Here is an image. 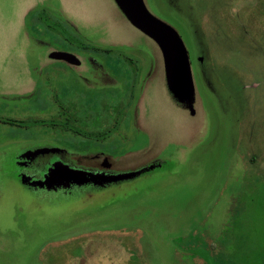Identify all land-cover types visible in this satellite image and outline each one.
<instances>
[{"label":"rangeland","instance_id":"1","mask_svg":"<svg viewBox=\"0 0 264 264\" xmlns=\"http://www.w3.org/2000/svg\"><path fill=\"white\" fill-rule=\"evenodd\" d=\"M144 3L186 47L199 97L194 115L173 105L157 48L112 0H0V264H264V0ZM57 12L77 31L52 32ZM91 44L116 46L113 56L88 53L118 96L140 87L135 126L118 135L116 151L125 153L65 162L39 149L52 146L53 134L33 124L39 89L28 95L44 83L45 47ZM39 151L46 163L38 172L64 163L132 174L29 188L15 156Z\"/></svg>","mask_w":264,"mask_h":264},{"label":"flooded vegetation","instance_id":"2","mask_svg":"<svg viewBox=\"0 0 264 264\" xmlns=\"http://www.w3.org/2000/svg\"><path fill=\"white\" fill-rule=\"evenodd\" d=\"M36 6L47 9L44 4ZM175 8L178 9V7ZM56 14L60 20L49 28L52 32L64 31L67 28L73 32L77 31L72 24L73 22L69 21L62 12ZM124 48L131 53V48L125 46ZM91 49L99 52L102 57H109L113 56L110 52L112 49H116V46L110 44L96 47L91 44L83 49L80 48V51L59 46L52 47L49 45L45 47L43 54L49 62L44 63L43 55L41 57L42 61L40 60L38 63L39 66L42 65L41 72L43 71L45 76L44 83L41 85L37 80L33 91H31L32 93L28 95L29 98L34 97L39 89L40 109L38 110V120L40 122L37 125L39 128H43L42 132H52L53 134L52 142L49 140L52 146H43L39 149L51 148L57 151V154L65 162L72 161L76 156H87V153L107 154L113 157L125 153V151L120 153L116 151L120 149L117 144L118 135H122L126 128L135 126V104L141 90L140 87H138L139 91L135 90L130 78L129 85L131 88L133 86V89L128 88L127 97L118 96L119 90L114 84L116 83L115 80L109 75L101 61L89 55ZM81 51H84L85 57L81 55ZM59 53L68 54L61 55ZM85 67L92 72L90 79L87 78V75L81 73V70ZM47 68H50L48 72H46ZM66 76L69 80L65 79ZM106 90L108 93L103 92ZM167 93L175 107L189 114L185 107L176 102L168 91ZM49 98H52L53 103L51 109L46 106V101ZM108 99L115 102L107 106ZM45 143L47 142L45 141ZM22 155L25 157L21 158ZM22 155L15 156V162L20 164L17 166L16 175L19 178L23 176V179L24 176L41 178L40 175L44 172L38 171L41 166L44 168L46 155L40 154V151L35 156L30 152L27 154L24 152ZM36 160L37 162H35ZM152 163L155 165L152 169L158 166V161ZM25 183L27 187L34 188L33 185Z\"/></svg>","mask_w":264,"mask_h":264},{"label":"water","instance_id":"3","mask_svg":"<svg viewBox=\"0 0 264 264\" xmlns=\"http://www.w3.org/2000/svg\"><path fill=\"white\" fill-rule=\"evenodd\" d=\"M126 21L137 31L148 37L155 45L161 59L164 83L171 97L189 114L195 113L198 93L192 77L190 61L186 47L173 26L151 13L144 0H112ZM66 55L68 53H59ZM194 105V107H193ZM187 113V112H186ZM132 173L103 175L81 169L69 168L64 163H53L41 175L40 179L33 176H21L27 184L37 187H53L54 185L69 186L73 183H95L114 181L130 176Z\"/></svg>","mask_w":264,"mask_h":264},{"label":"trees","instance_id":"4","mask_svg":"<svg viewBox=\"0 0 264 264\" xmlns=\"http://www.w3.org/2000/svg\"><path fill=\"white\" fill-rule=\"evenodd\" d=\"M48 109H51V107ZM3 120H6V123H8V124H17L19 126H22V124H19L20 120H16V119H3ZM34 120L35 121H33V124H38L40 122V120H38V119H34Z\"/></svg>","mask_w":264,"mask_h":264}]
</instances>
